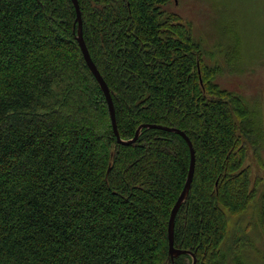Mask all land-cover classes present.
<instances>
[{
    "label": "trees",
    "instance_id": "1",
    "mask_svg": "<svg viewBox=\"0 0 264 264\" xmlns=\"http://www.w3.org/2000/svg\"><path fill=\"white\" fill-rule=\"evenodd\" d=\"M171 1L78 0L83 37L122 140L161 125L193 144L175 248L246 264L251 209L264 231V131L221 84L236 72L229 48L216 58ZM78 28L72 0H0V264H193L172 261L168 238L189 146L148 128L118 143Z\"/></svg>",
    "mask_w": 264,
    "mask_h": 264
},
{
    "label": "rangeland",
    "instance_id": "2",
    "mask_svg": "<svg viewBox=\"0 0 264 264\" xmlns=\"http://www.w3.org/2000/svg\"><path fill=\"white\" fill-rule=\"evenodd\" d=\"M169 10L192 23L196 37L205 41L216 58L221 47L229 48L237 62L229 69L236 72L227 71L221 84L243 94L250 107L257 109L256 120L264 131V0H173ZM248 223L252 224V246L245 251L249 254L246 264H264V231L253 209L242 221Z\"/></svg>",
    "mask_w": 264,
    "mask_h": 264
},
{
    "label": "water",
    "instance_id": "3",
    "mask_svg": "<svg viewBox=\"0 0 264 264\" xmlns=\"http://www.w3.org/2000/svg\"><path fill=\"white\" fill-rule=\"evenodd\" d=\"M175 1L177 2V0H175ZM72 3L76 9L77 23L79 24L78 33H77L76 38H77V41L80 45L81 51L83 53L84 59L87 63L89 70L95 76L101 90L103 91V93L106 97L108 107H109L110 117H111V121H112L113 130H114V133L118 139V143L125 145V146L134 144L139 139L142 129L148 128V129H157V130H163L166 132L177 133V134L181 135L186 140V142L189 146L190 154H191L189 173H188L184 188L182 190V193H181L180 197L178 198V200H177V202H176V204H175V206L171 212V216L169 219V226H168L169 256L172 259V261H174L175 259H178L180 256H182L184 254L191 255L193 257V264H196L197 259H196V256L194 254H192L189 251L177 249L174 246V231H175L176 216H177L180 208L185 204V202L188 199V196H189V193L191 190V186H192V182H193V178H194V174H195L196 153H195L193 144H192L191 140L189 139V137L184 132H182L178 129H175V128H169V127L161 126V125H142L137 130L134 138H132L130 140H122L120 138L118 128H117L116 112H115V106H114V102H113V98H112V93H111L108 85L106 84L104 78L101 76L99 70L97 69L95 63L93 62L91 55H90V52L88 50V47L86 45V42L84 40L83 28H82V14H81L79 2H78V0H72Z\"/></svg>",
    "mask_w": 264,
    "mask_h": 264
}]
</instances>
